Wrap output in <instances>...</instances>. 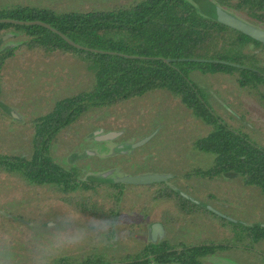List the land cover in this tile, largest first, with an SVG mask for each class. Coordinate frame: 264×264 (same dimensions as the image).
Segmentation results:
<instances>
[{"label": "trees", "instance_id": "trees-1", "mask_svg": "<svg viewBox=\"0 0 264 264\" xmlns=\"http://www.w3.org/2000/svg\"><path fill=\"white\" fill-rule=\"evenodd\" d=\"M205 2L213 8L219 6L241 15L253 25L264 27V0ZM0 18L41 21L81 46L115 52L100 54L76 49L38 25L0 23V35L6 31L21 30L26 37L20 42L23 46L40 49L53 56L75 58L84 62L93 76L88 89L56 100L49 112L31 120L33 126L27 135L31 138L32 153L19 157L0 152V170L4 168L8 172H19L27 184L45 185L64 192L65 187L78 181V167L72 165L65 168L53 161L49 144L54 142L57 134L89 109L109 107L128 98L163 89L185 106L189 120H199L208 127L205 135L192 141V146L211 154L210 165L205 169L194 167L184 177L211 178L222 175L228 179L236 178L243 185L258 189L264 197V147L253 142L243 131V128L249 130V127L244 122L246 116L242 106L231 107L237 116H229L236 124L227 122L212 111L207 96L188 78L191 70L210 75H229L236 87L264 108V44L221 24L215 17L199 13L189 0H131L104 9L67 12H56L48 7L15 5L0 8ZM15 50L14 46L0 49V70ZM161 58L172 61L165 63ZM181 58L221 60L246 68L177 60ZM220 97L224 100L223 94ZM76 158L72 154L69 162L74 164ZM145 169L136 167L130 173L146 172ZM88 178L86 175L78 184L81 190L91 191L60 195L59 201L64 209H77L85 217L113 219L118 215L116 205L122 188L143 187L149 190V199L143 200L138 209L139 222L148 218L152 205L163 203L161 219L153 223L163 226V221L177 222L201 215L206 220L214 219L234 229L237 232L235 239L241 243L246 241L247 245H251L264 240V227L221 218L182 198L164 182L133 186L94 183ZM149 200L150 207L147 204ZM136 225H139L138 222ZM175 247L164 240L148 242L133 254L126 255V259H119L125 262L118 264H162L170 261L200 264L199 258L205 253L227 248L220 243L191 245L180 250H174ZM260 258L264 260L263 255ZM66 262L68 259L60 256L54 264ZM82 262L104 263L106 258L90 256Z\"/></svg>", "mask_w": 264, "mask_h": 264}, {"label": "rangeland", "instance_id": "rangeland-1", "mask_svg": "<svg viewBox=\"0 0 264 264\" xmlns=\"http://www.w3.org/2000/svg\"><path fill=\"white\" fill-rule=\"evenodd\" d=\"M128 1L131 0H0V8L27 5L67 12L104 9ZM189 1L199 13L208 17L216 16L214 8L206 4L205 0ZM237 16L244 19L241 15ZM25 38L21 30L6 31L0 35V49L16 47L13 56L5 60L0 70V152L26 156L33 149L31 138L27 135L33 126L31 120L44 116L56 100L88 89L93 76L84 62L75 58L53 56L40 49L23 46L20 42ZM188 78L207 96V103L212 111L227 122L236 124L229 116H237L231 107L242 106L246 116L244 122L249 127V130L243 128V131L253 142L264 147V108L236 87L229 75H210L191 70ZM222 94L224 100L220 97ZM95 129L100 130L101 134L109 131L120 134L111 141L99 143L93 138ZM207 131L208 127L199 120H189L188 110L184 105L174 100L167 91L156 89L109 107L89 109L57 134L54 142L49 144V154L55 163L65 168L77 166L78 181L84 175L113 168L117 169V173L127 174H132L130 172L136 167H145L146 172L170 173L172 177L164 183L172 189L181 190L206 202L243 224H264V197L258 189L243 185L239 179H228L222 175L211 178L184 177L194 167H209L211 154L192 146V141L202 137ZM151 133L153 135L147 142L127 153L114 150L120 143L132 142ZM74 153L77 156L73 160L74 164H68V156ZM110 156L116 157V161L110 160ZM100 159L101 165L98 162ZM113 161L117 166H106ZM78 181L65 187L66 191L63 192L45 185L22 183L15 173L0 171V210L8 214H0V229L15 231L22 264L27 258L24 234L28 226L37 221L46 223L61 215L65 210L59 201L62 193L91 191L81 190ZM121 193L116 205L118 215L113 218L117 225V242L111 246H99L90 242L56 258L73 257L80 254V251H85L88 245H93L96 253L90 252V256L106 258L107 262H119V259H126V255L140 249L147 241L144 234L146 224L160 221V209L164 204L151 206L149 200V216L144 222H139L138 209L143 200L149 199V190L143 187H123ZM42 196H47V199L39 200ZM137 222L139 225L135 226ZM163 226L165 232L161 239L173 246L203 242L225 244L226 249L213 255L201 256L200 264H264V260L260 258V255L264 256V240L251 245L243 241L242 244L235 239L237 232L220 221L206 220L197 215L177 222L163 221ZM239 235L244 237L242 233ZM167 264L179 263L170 261Z\"/></svg>", "mask_w": 264, "mask_h": 264}, {"label": "clouds", "instance_id": "clouds-1", "mask_svg": "<svg viewBox=\"0 0 264 264\" xmlns=\"http://www.w3.org/2000/svg\"><path fill=\"white\" fill-rule=\"evenodd\" d=\"M118 240L117 225L111 217L84 219L79 210L66 208L54 219L33 222L24 234L27 258L24 264H53L62 253L95 242L114 245ZM15 231L0 229V264H22Z\"/></svg>", "mask_w": 264, "mask_h": 264}, {"label": "water", "instance_id": "water-1", "mask_svg": "<svg viewBox=\"0 0 264 264\" xmlns=\"http://www.w3.org/2000/svg\"><path fill=\"white\" fill-rule=\"evenodd\" d=\"M214 11H215V18L218 22L221 24L230 27L236 31L241 32L242 34L248 36L249 38L256 40L262 44H264V29L253 25L244 19L238 17L237 15L230 13L229 11L219 7V6H214ZM0 23H8V24H13V25H18V26H30V25H38L41 26L52 33L58 35L62 40H64L68 45L76 48V49H81L84 51H88L91 53H100V54H115V52L111 51H102L98 49H93V48H88L81 46L70 39H68L64 34L59 32L58 30L52 28L49 26L47 23L37 21V20H32V21H21V20H15V19H8V18H0ZM161 60L165 63H168L172 61L171 59H162ZM178 61H194V62H206V63H218V64H224L227 66L231 67H236V68H246L242 65L236 64V63H231L227 61H221V60H210V59H192V58H181L177 59ZM100 130L96 131L97 133ZM120 134V132L116 131H109L106 133H102L100 135V138L103 140H109L111 137H114L116 135ZM153 133L146 135L144 137H141L135 141L132 142H123L114 147V150L118 151L119 153H127L128 151L139 147L140 145L144 144L147 142L151 137ZM88 179L92 182L96 183H113V184H124V185H133V186H144V185H149L153 183H159V182H165L167 179H170L172 175L170 173H157V172H139L135 174H127V173H117V169H108L105 171H101L99 173L95 174H89ZM178 195H180L182 198L186 199L187 201L201 207L202 209H205L221 218H224L228 221L231 222H236V220L222 214L221 212L217 211L215 208H213L210 204L200 201L185 192L174 189ZM0 214L3 216H8V214L2 210H0ZM20 221V220H18ZM21 222V221H20ZM243 224V223H242ZM244 225H254L258 227H264V224L256 223V224H244ZM153 231H156L158 233V236L161 237L164 234L163 226H161L158 223H153L151 225V231L149 232V238L151 240H154V235L152 234Z\"/></svg>", "mask_w": 264, "mask_h": 264}, {"label": "flooded vegetation", "instance_id": "flooded-vegetation-1", "mask_svg": "<svg viewBox=\"0 0 264 264\" xmlns=\"http://www.w3.org/2000/svg\"><path fill=\"white\" fill-rule=\"evenodd\" d=\"M96 131H98V129H95L94 130V135H93V138H94V140L95 141H97V142H102V141H105V142H108V141H111V140H113V139H115V137H117L118 135H116V136H114V137H111L110 138V140H103V139H101L100 138V135H101V133H97ZM103 131V130H102ZM104 132V131H103ZM3 154H6V153H3ZM75 154V153H74ZM10 155H14V154H10ZM83 155V154H82ZM14 156H19V157H22V156H25L24 154H20V155H14ZM70 156L71 155H69L68 156V159L70 158ZM125 156H126V154L125 155H123V158H125ZM106 159V158H105ZM111 159H113V160H115L116 159V157H113V156H110V160ZM102 159H100V160H98V162L100 163V165L102 164ZM116 161V160H115ZM115 161H113V162H111L110 164H107L106 166H108L109 168H113V167H115V166H117V164H116V162ZM68 164H72V163H70L69 162V160H68ZM17 167H18V164H17ZM0 171H5V169L3 168L2 170H0ZM7 172V171H6ZM16 175H17V177L20 179V181L22 182V183H25V181H24V179L21 177V174L19 173V172H16L15 173ZM86 175H84V177H85ZM84 177H82V179H80V180H83L84 179ZM76 178H78V177H76ZM101 184H104V183H101ZM30 185V184H29ZM32 185V184H31ZM41 197V196H40ZM39 197V198H40ZM51 197V195L49 196V198ZM43 198H45V199H47V196L46 197H43L42 196V198H40L39 200H42ZM52 198H53V195H52ZM51 200V199H50ZM51 201H53V200H51ZM82 218H84V219H88V218H91L90 216H87V217H85V216H82ZM153 223H150V222H148L147 224H146V226H145V228L150 232L151 231V225H152ZM163 230H164V226H163ZM165 232V231H164ZM164 235V234H163ZM163 235L160 237V239L158 240V241H160V240H162L161 238L163 237ZM148 242H152V241H150V240H148V241H146V243H148ZM157 242V241H156ZM145 243V244H146ZM199 244H205V245H207L208 243L207 242H203V243H199ZM220 244H222V245H225L224 243H220ZM195 246H198V244H194ZM111 246V245H110ZM189 246H191V245H178L177 247H175V248H173L174 250H180L181 248H183V247H189ZM238 247H240L241 248V246H238ZM244 249H247V247H243ZM86 251V252H85ZM85 251H80V254H76V255H74L73 257H71V256H65L64 258H66V259H68V262H66L65 264H118V263H120V262H125V261H119V262H117V261H115V262H112V261H109V262H104V263H90V262H82L81 263V261L83 260V259H86V258H88V257H90V252H93V253H96V248L95 247H93V245H88L87 246V249L85 250ZM84 253V254H83ZM87 253V254H86ZM86 254V255H85ZM215 254V253H214ZM205 255H213V253H209V254H207V253H205L204 255H202V256H205ZM201 258V257H200ZM126 261H129V260H126ZM53 264H54V262H53ZM165 264V263H164ZM167 264V263H166Z\"/></svg>", "mask_w": 264, "mask_h": 264}, {"label": "crops", "instance_id": "crops-1", "mask_svg": "<svg viewBox=\"0 0 264 264\" xmlns=\"http://www.w3.org/2000/svg\"><path fill=\"white\" fill-rule=\"evenodd\" d=\"M5 37V36H4ZM2 38H3V36H2ZM144 234H145V239L148 241V240H150V241H152V242H156V241H158L159 239H160V237L158 236V233L156 232V231H153L152 232V234L154 235V240H151L150 238H149V231L145 228V232H144Z\"/></svg>", "mask_w": 264, "mask_h": 264}]
</instances>
